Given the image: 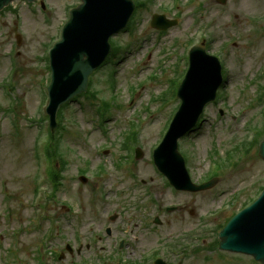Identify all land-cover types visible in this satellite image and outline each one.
Instances as JSON below:
<instances>
[{"label":"rangeland","instance_id":"1","mask_svg":"<svg viewBox=\"0 0 264 264\" xmlns=\"http://www.w3.org/2000/svg\"><path fill=\"white\" fill-rule=\"evenodd\" d=\"M187 1L180 0L183 12L179 24L163 32L150 27L149 21L153 13H161L158 8L161 4L170 6L171 0H154L150 9L139 10L134 28L113 37L121 45L119 55L92 77L100 91L97 99L91 102L82 97L64 110L66 130L62 144L70 164L63 173L65 179L55 201L48 196L51 191L50 180L48 182L46 178L48 162L38 161L36 156L34 146L39 128L33 120L45 114L46 104L45 108L41 106V99L46 98L45 86L50 80L48 50L60 37L69 7L78 0H46V10H41L39 3L19 1L16 14L0 16V83L10 79L13 90L6 82L2 86L3 92L10 99L13 95L16 97L13 113L0 114V264H86L85 260L100 249L104 255H109L119 242V238L114 241L115 237L123 234L131 240L130 254L136 252L138 256L162 241L185 235L194 239L196 247L202 242L208 245L217 237V225L264 186V161L254 147L249 150L251 156H240L242 162L236 157L228 170L221 171L220 181L214 188L184 193L160 187L164 192V205H185L181 211L159 212L148 197L140 195L146 181L153 183L155 190L163 183L161 176L155 173L148 151L158 135L161 139L163 131L160 129L179 102L173 101L169 93L162 108L169 107L161 113V103L158 99L153 102L154 98L168 86L166 78H174L176 57L178 68L184 70L188 54L180 53L188 40L200 39L205 26L206 35L211 38L209 50L222 57L229 80L222 98L206 110L209 120L199 131L200 135L182 142L193 179L199 182L213 169L209 160L213 146L218 147L221 155L237 128L248 122L256 130L264 128V95L260 105L242 113L247 102L256 103V87L250 83L264 71V0H228L225 5L218 4L217 0H206L205 16L200 17L198 13L193 18L188 11L190 8L183 5ZM198 2L194 3L199 8ZM200 24L206 25L199 28ZM18 34L21 35L19 45L16 43ZM213 35H216L214 40ZM233 41L235 43L231 45ZM14 59L17 73L12 67L11 60ZM163 67H166L165 71H162ZM151 72L156 74L154 79L148 77ZM3 92L0 88V105L6 107L8 99ZM102 100L109 102L111 109L100 126L98 120H103L105 110L100 104ZM146 106L155 111L152 118L146 119ZM220 109L226 113L221 120L215 118ZM233 113L239 114L235 121L231 119ZM132 121L136 123L134 128L140 127L138 141L143 139L146 152L130 170L126 167L134 158L131 154L125 157L127 151L122 150L121 140L123 133L131 130ZM47 124H43L45 129ZM213 135L218 140L211 141ZM134 145L135 142L130 141V151ZM106 147L109 150L104 152ZM41 149L42 146L38 150ZM99 164L104 165L103 172L98 171ZM82 167L88 168L85 183L80 179ZM95 171L99 172L98 176ZM123 177L126 181L121 185ZM118 190L122 195H116ZM236 194L233 205H223ZM51 210L55 212L54 216L51 214L52 218L62 216L55 224L44 219ZM110 212L120 213L114 223L109 222ZM143 215L151 219L159 215L162 224L153 223L151 228L145 229L141 224L145 222ZM106 225L113 227V233L110 237L103 234L101 238ZM116 225H122L124 230L117 231ZM51 233L52 239H48L47 234ZM69 242L75 249L82 245V251L70 255L65 249ZM207 250L204 248L195 253L189 263L256 264L251 257L249 260L246 256L225 254L227 252L220 257L221 251L207 255ZM62 252L65 254L63 259L55 256Z\"/></svg>","mask_w":264,"mask_h":264},{"label":"water","instance_id":"2","mask_svg":"<svg viewBox=\"0 0 264 264\" xmlns=\"http://www.w3.org/2000/svg\"><path fill=\"white\" fill-rule=\"evenodd\" d=\"M9 1L0 0V8ZM120 1L86 0L79 10L72 11L62 41L51 50L52 112L58 109L65 96L86 87L89 73L110 50L108 36L125 24L129 14V3L126 0L122 3ZM215 79L213 72H206V66L198 68L190 91H184L186 102H197L213 92L211 85ZM260 151L264 157V141ZM172 161L166 154L162 164ZM221 236L224 238L223 247L245 253L261 251L257 258L264 263V192L255 203L229 222Z\"/></svg>","mask_w":264,"mask_h":264}]
</instances>
